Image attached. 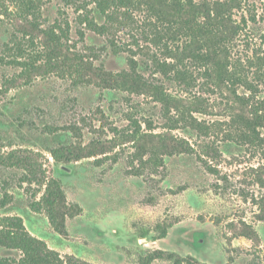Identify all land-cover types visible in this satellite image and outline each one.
I'll use <instances>...</instances> for the list:
<instances>
[{
    "label": "rangeland",
    "instance_id": "obj_1",
    "mask_svg": "<svg viewBox=\"0 0 264 264\" xmlns=\"http://www.w3.org/2000/svg\"><path fill=\"white\" fill-rule=\"evenodd\" d=\"M42 1L44 25L56 18L72 25L69 57L113 71L126 67L125 56L115 54L104 37L77 33L74 3L83 0ZM240 1L234 17L242 31L231 44L232 62L241 58L239 70L264 86V68L250 62L264 52V0ZM10 3L0 0V202L8 199L6 212L23 216L29 231L62 256L91 264H173L166 257L145 263L157 250L200 264H264V185L257 182L264 176L262 150L195 146L190 155L170 156L160 147H134L119 135L127 125L125 111L142 102L139 108L161 132L166 124L159 106L144 96L128 103L127 93L109 94L98 78L70 67L72 61L46 72L30 70L25 64L40 57L39 49L18 32L26 52L19 56L10 50L16 47L13 25L1 14L2 4ZM226 108H209L213 114L199 117L212 123ZM56 135L71 145L59 158L50 152L60 144ZM215 136L216 142L226 139ZM94 140L106 153L77 158L91 151ZM48 181L54 186L57 181L66 195L59 209L56 205L58 219L66 216L60 230L48 217L47 204L40 210L32 204L40 201L46 187L41 183ZM168 225L167 236L157 238ZM249 229L255 238L243 235ZM17 254L0 248V255Z\"/></svg>",
    "mask_w": 264,
    "mask_h": 264
},
{
    "label": "trees",
    "instance_id": "obj_2",
    "mask_svg": "<svg viewBox=\"0 0 264 264\" xmlns=\"http://www.w3.org/2000/svg\"><path fill=\"white\" fill-rule=\"evenodd\" d=\"M12 2L13 5L2 4L1 10L11 20V37L16 38V47L10 50L17 49L21 52L19 56H23L26 49L18 42V32L24 34L40 54L25 64L30 70L46 72L72 61L70 67L84 69L89 78H98L109 94L127 93L124 98L128 103L144 96L159 106L156 108L166 124L161 132H156L151 115L147 116L139 108L142 102H137L136 109L130 107L125 111L127 125L119 135L125 136L126 142H132L134 147H160L158 150L170 156L190 155L195 146L228 147V150L255 147L264 154V86L239 70L241 58L237 64L232 62L231 44L239 39L242 31V25L234 17V11L242 7L240 0H83L74 3V22L79 36L85 38L87 32H93L104 37L115 54L125 56L126 67L116 71L96 67L89 59L85 62L69 57L72 25L61 18L46 20L49 23L44 25L42 0ZM9 44L6 43V48ZM250 62L257 70L264 68V52L255 53ZM223 104L228 108L219 113L220 119L208 123L199 117L213 114L209 108L214 110ZM143 126L147 132H143ZM115 130L118 133L116 127ZM179 130L183 136L174 133ZM215 135L226 139L216 142ZM55 137L60 144L50 152L59 158L61 151L71 145H64L59 135ZM101 145L99 141H92L88 145L91 151L77 158L105 154V149H99L104 148ZM209 168L215 173L212 166ZM54 182L57 186L53 181L41 183L46 185L43 196L32 204L39 210L42 203L47 204L48 217L60 230L65 226L66 216L58 219V209L66 195L61 185ZM257 182L264 185V176ZM7 200L0 202V211L5 210L0 216V248L19 254L0 255V264H91L72 254L62 256L50 248L29 231L23 216L6 212ZM170 227H162L157 238H165ZM243 235L253 239L256 233L249 229ZM165 257L173 264H200L191 256L163 250L143 260L148 263Z\"/></svg>",
    "mask_w": 264,
    "mask_h": 264
}]
</instances>
